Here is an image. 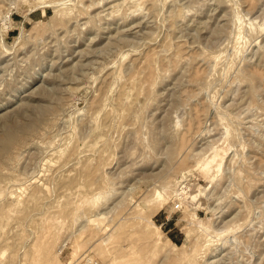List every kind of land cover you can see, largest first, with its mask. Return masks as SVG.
I'll list each match as a JSON object with an SVG mask.
<instances>
[{"label": "rangeland", "instance_id": "1", "mask_svg": "<svg viewBox=\"0 0 264 264\" xmlns=\"http://www.w3.org/2000/svg\"><path fill=\"white\" fill-rule=\"evenodd\" d=\"M0 264H264V0H0Z\"/></svg>", "mask_w": 264, "mask_h": 264}, {"label": "bare ground", "instance_id": "2", "mask_svg": "<svg viewBox=\"0 0 264 264\" xmlns=\"http://www.w3.org/2000/svg\"><path fill=\"white\" fill-rule=\"evenodd\" d=\"M14 138H15V136H14V133L12 132V130L11 131H7L5 136L1 139L2 147L5 148V147H7L9 145V143L11 144L12 143L11 141H13Z\"/></svg>", "mask_w": 264, "mask_h": 264}]
</instances>
